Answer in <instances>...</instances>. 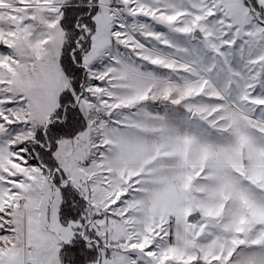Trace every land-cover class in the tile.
Returning a JSON list of instances; mask_svg holds the SVG:
<instances>
[{
  "label": "snow or ice",
  "instance_id": "6c2138e0",
  "mask_svg": "<svg viewBox=\"0 0 264 264\" xmlns=\"http://www.w3.org/2000/svg\"><path fill=\"white\" fill-rule=\"evenodd\" d=\"M0 264H264V0H0Z\"/></svg>",
  "mask_w": 264,
  "mask_h": 264
}]
</instances>
